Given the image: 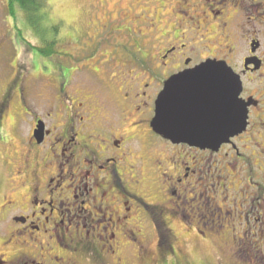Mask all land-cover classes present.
Returning a JSON list of instances; mask_svg holds the SVG:
<instances>
[{
  "label": "flooded vegetation",
  "instance_id": "flooded-vegetation-1",
  "mask_svg": "<svg viewBox=\"0 0 264 264\" xmlns=\"http://www.w3.org/2000/svg\"><path fill=\"white\" fill-rule=\"evenodd\" d=\"M176 1L179 25L191 24L201 43L220 40L199 61L189 37L157 36L160 14L133 6L104 30L118 36L95 84L108 95L72 94L70 66L58 63L60 103L47 112L55 117L36 113L21 165L28 193L19 185L0 205V264H129L124 248L139 263L186 261L175 220L187 235L220 240L233 263L264 264V0ZM209 59L238 75L247 108L246 128L218 149L175 142L153 126L167 80ZM150 173L168 194L162 204L150 200Z\"/></svg>",
  "mask_w": 264,
  "mask_h": 264
},
{
  "label": "rangeland",
  "instance_id": "rangeland-1",
  "mask_svg": "<svg viewBox=\"0 0 264 264\" xmlns=\"http://www.w3.org/2000/svg\"><path fill=\"white\" fill-rule=\"evenodd\" d=\"M176 3V0H49L48 7L43 8L40 13L42 17L37 18L38 29H34L26 22L24 12H17V17L14 18L8 9L7 0H0V105L3 100H7V96H10L4 117L0 120V205L3 203V197L11 189L14 191L22 185L19 175L22 171L21 165L24 163V154L29 147V131L35 122L34 116L38 112L50 120L55 117V115L49 117L47 112L56 102L60 103L57 99L59 84L55 81L58 63L64 61L70 66V74L73 75L70 90L72 94L75 95L77 92L78 95L81 93V96H86L87 93L96 92L99 98L108 95L103 90H97L95 84L98 77L101 79L106 77L105 65L101 64L105 59L102 55L114 51L113 43L116 42L114 38H118L112 34L107 36L104 30L111 19L118 21L119 11L122 9L130 11L131 7L135 6L136 13L147 10L149 14L156 16L158 12L159 26L163 31L157 36L166 31L171 32L168 39L174 35L189 37L188 43L198 49L197 55L195 54L196 61H199L202 55L211 52H206L204 49L206 45L213 50L212 52L218 48L220 40L213 39L211 42L201 43L200 36L192 30L191 24L179 25L177 20L179 14L175 13ZM132 26L134 30L137 29L136 23ZM107 37L110 39L105 40ZM50 44L55 51L51 56L39 53L40 48H46ZM153 52L155 53L154 50ZM96 53L97 58L87 61ZM96 60L99 61L96 63ZM79 65L82 67H78ZM76 68H79L78 71ZM110 74L112 73L108 72V75ZM53 111L55 112L51 109L52 113ZM143 147L155 152V148L145 144ZM161 157L164 156L158 155L159 159ZM56 160L60 163L63 158ZM39 161H42L40 155ZM149 178L146 184L150 188L148 190L150 200L164 203L168 194L161 189L157 173H150ZM21 187L28 193L27 187ZM14 197L18 202H24L20 194L18 196L15 194ZM159 206L162 209L163 205ZM2 219L3 213L0 211V231L3 227ZM163 219L167 220L166 214ZM173 225L177 229L178 242L184 251L182 253L186 255L184 258L186 261L181 257H178L177 261L164 253L167 258L166 264H180L179 262L236 264L228 254L222 252L219 247L222 243L214 236L210 235L203 239L196 234L187 235L182 232L183 225L179 220H175ZM165 228L168 229L167 226ZM154 235L151 233L149 236L151 241H157L158 238ZM2 239L0 235V242ZM122 255L125 257L124 262L129 264H151L135 261L128 248L122 250ZM79 264L89 263L80 260Z\"/></svg>",
  "mask_w": 264,
  "mask_h": 264
},
{
  "label": "water",
  "instance_id": "water-1",
  "mask_svg": "<svg viewBox=\"0 0 264 264\" xmlns=\"http://www.w3.org/2000/svg\"><path fill=\"white\" fill-rule=\"evenodd\" d=\"M240 93L241 82L232 68L209 59L167 80L157 101L154 129L175 142L218 149L247 126Z\"/></svg>",
  "mask_w": 264,
  "mask_h": 264
},
{
  "label": "trees",
  "instance_id": "trees-1",
  "mask_svg": "<svg viewBox=\"0 0 264 264\" xmlns=\"http://www.w3.org/2000/svg\"><path fill=\"white\" fill-rule=\"evenodd\" d=\"M49 0H7L8 9L11 15L16 18L17 12L22 11L25 14L26 22H28L32 28L38 29L37 18H41V11L43 8L48 7ZM55 51L51 48V44L46 48L39 49V53L47 56H51Z\"/></svg>",
  "mask_w": 264,
  "mask_h": 264
}]
</instances>
